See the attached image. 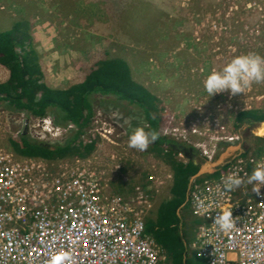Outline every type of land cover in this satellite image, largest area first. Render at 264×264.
<instances>
[{
    "label": "rangeland",
    "instance_id": "rangeland-1",
    "mask_svg": "<svg viewBox=\"0 0 264 264\" xmlns=\"http://www.w3.org/2000/svg\"><path fill=\"white\" fill-rule=\"evenodd\" d=\"M17 20L27 22L43 81L52 87H66L80 81L95 61L124 58L132 78L156 97L154 101L159 103L164 118L165 135L177 139L168 132L169 126L198 124L208 128V135L214 140L206 141L207 135L201 138L203 129H198L199 134L192 141L209 146L216 137L220 141L222 130L225 134L238 132L246 146L256 143L254 137L259 133L264 136V129L260 128L264 122L241 128V132L234 127L238 112L264 108V84H253L235 96L223 92L209 97L203 87L208 74L222 69L234 56L249 52L264 56V0H0V30L11 28ZM7 75L0 65V81ZM92 106L98 120L94 123L97 131L106 119L110 120L112 112L118 119L122 114L126 117L116 125L113 142L102 141L94 131L98 142L89 161L109 167L105 176L108 179L112 176L115 181L121 178L117 184L122 194L129 196L134 190L132 181L143 180L147 174L153 175L150 179L154 181L161 180L153 188L150 183L153 195L150 213L170 194L172 171L163 158L149 151L150 145L146 151L128 146L130 129L147 126L138 119L140 110L109 95H94ZM107 107L112 108L108 111ZM46 116L51 118L49 114ZM39 119L5 109L0 102V147L12 151L9 139L17 137L22 130L39 141L56 142L49 138V133L41 131L46 124H41ZM33 132H37L38 138ZM223 144L217 145L214 161L208 162L203 157L200 171L232 157L231 154L219 160L229 149L237 148L238 152L239 143ZM118 163L121 170L113 172ZM187 210L181 211V221H189L185 235L192 233L195 238L198 221ZM187 236L186 240H191ZM190 245L189 242L188 256H196L206 264Z\"/></svg>",
    "mask_w": 264,
    "mask_h": 264
},
{
    "label": "built area",
    "instance_id": "built-area-1",
    "mask_svg": "<svg viewBox=\"0 0 264 264\" xmlns=\"http://www.w3.org/2000/svg\"><path fill=\"white\" fill-rule=\"evenodd\" d=\"M258 165H264V156L254 160L248 154L226 165L217 178L193 183L187 203L198 224L190 243L206 264H264V187L259 195L252 185L222 187L225 176L246 178ZM152 176L125 201L104 195L101 173L85 159L63 161L50 171L0 152V264H52L56 257L62 264H160V247L143 234V215L152 207L150 183L152 188L162 183ZM224 210L235 220L229 232L213 223Z\"/></svg>",
    "mask_w": 264,
    "mask_h": 264
},
{
    "label": "trees",
    "instance_id": "trees-1",
    "mask_svg": "<svg viewBox=\"0 0 264 264\" xmlns=\"http://www.w3.org/2000/svg\"><path fill=\"white\" fill-rule=\"evenodd\" d=\"M27 22L17 20L9 29L0 30V65L7 72V78L0 81V102L4 108L21 111L28 116L50 115L56 125L74 124L63 142L47 143L31 138L28 131L22 130L17 137L10 138L12 152L18 156L40 157L46 160L62 158H86L90 156L98 141L90 139L85 143L79 138L85 133L94 118L92 97L94 95L113 96L118 101L134 105L140 110L141 122L159 133L158 140L151 144L149 151L165 160L172 171L170 196L162 200L147 215L145 229L166 251V264H204L196 256H188V243L185 228L189 221H181V211H188L186 192L192 177L219 176L232 159L222 164L209 166L200 171L203 158L187 157L186 152L193 148L186 142L165 135L162 131L163 114L155 96L136 82L124 58L109 57L92 63L83 78L66 87H52L43 81V71L38 62L36 50L30 44ZM20 50V51H18ZM112 107H107L110 111ZM121 122L126 117L122 114ZM124 122V121H123ZM264 122V108H251L240 111L234 118V127L252 128L255 123ZM135 125V122H134ZM141 126V125H139ZM264 129V124L260 125ZM130 131H132L130 129ZM255 142L264 143V137L255 136ZM220 145H225L220 143ZM247 153L249 148L244 141L239 143ZM262 150V148H260ZM238 152H229L222 160ZM185 156L186 161L179 157ZM218 160V161H219ZM121 178L118 180L120 181ZM142 186L145 181H139ZM114 190L122 194L116 183ZM124 195V194H123ZM188 239L194 238L191 233Z\"/></svg>",
    "mask_w": 264,
    "mask_h": 264
},
{
    "label": "bare ground",
    "instance_id": "bare-ground-1",
    "mask_svg": "<svg viewBox=\"0 0 264 264\" xmlns=\"http://www.w3.org/2000/svg\"><path fill=\"white\" fill-rule=\"evenodd\" d=\"M245 110V109H244ZM247 110V109H246ZM109 115H111L112 117H110V120L109 119H106L105 121H104V124H102V127H100V135H98L99 137H100V139L103 141V140H107V141H109V142H113V136H114V132L116 131V125L117 126H119L120 125V120L118 119V115L115 113V112H112V114H109ZM32 117V116H31ZM33 117H35V116H33ZM38 118H40L39 120H40V122H41V124H42V122H45V124L47 125V126H49V129H50V126L51 127H53L52 128V130L50 131V132H48V131H45L46 133H49L50 135V139H54V140H57L56 142H63L64 141V138L66 137V135L68 134V132L71 130V129H73V128H75V126H74V124H72V123H68V124H66V125H64V126H61V125H56V124H54L53 123V121H52V119L49 117V116H43V117H38ZM166 118L168 119V116H166ZM45 119V121H43ZM112 119H114V120H112ZM119 121H118V120ZM121 119V118H120ZM166 119V120H167ZM164 122V121H163ZM198 122V121H197ZM203 122H204V120H203ZM94 123H98V120H96L95 118H93V120H92V122L90 123V125H89V127H88V129H86V131H85V133H83V134H81L80 135V140L82 141V142H86V141H88V140H90V139H95V135H94V131H97V129H95L94 128ZM168 123H169V121H167V122H165V124H167V126H168ZM260 123V122H259ZM45 125V126H46ZM192 127H186L185 125H180V126H177V125H175V126H169L170 127V130L168 131L172 136H174V137H176L177 138V140L179 139V141H182V142H186V143H188V144H190L193 148H191L190 149V153H187V157H191V158H193L195 155L196 156H199V157H201V158H206L207 160H208V162L209 161H214V159L216 158L215 157V155L217 154L216 152H217V150H218V147H217V145H220V143H227V144H229V143H232V144H235V142L236 143H240L241 141H243V138H242V135L241 134H239L238 132H235V133H233V134H230V133H227V134H225L224 133V131L222 130L221 131V133H222V135L223 136H229V138H228V140H225V141H222V140H224V139H221L220 138V141H218L219 139L216 137L215 138V141L213 142V143H211V145L209 146L207 143H205V142H200V141H192V138H195V137H197L198 135L197 134H199V131H198V129H203V131H202V133H201V138H203L204 137V135H207V137H204L205 138V140L207 141L208 139H210V141H212V140H214L213 139V137H210L209 135H208V128H203V127H199L198 126V124H192L191 125ZM31 127H33V125H31ZM42 127V126H41ZM36 128H38V126L36 127ZM41 128H39L38 129V131L40 130ZM44 129V128H43ZM43 129H41V130H43ZM31 130H34L33 128H31ZM104 130H106V132H104ZM36 131V130H35ZM37 131V132H38ZM37 132H33V135H35L36 136V133ZM88 133V134H87ZM101 133H103L104 135H101ZM231 135H238V138L237 139H235V137H233V138H230L231 137ZM257 136H259V137H264L261 133H259V135H257ZM37 137V136H36ZM38 138V137H37ZM37 140V139H36ZM204 140V139H203ZM56 142H54V143H56ZM248 146V148H249V150H248V152L247 153H244V150H245V148L243 149L242 147H241V145L239 146L238 145V153L237 154H235V155H233L232 157H230V158H228L227 160H229V159H232L231 161H230V163H232L235 159H237L238 157L239 158H241L242 156H247L248 154H249V156L250 157H252L254 160L256 159V160H259V158L260 157H262V156H264V143H251V144H249V145H247ZM197 148V150H199V151H197L195 148ZM1 148V147H0ZM260 148H262V150H260ZM2 150H0V152H3L4 150L5 151H7V152H9V153H12V155L16 158V159H18V160H21V159H30L31 161H33V162H37V163H39V164H41L46 170H50V171H54L56 168H57V166L61 163V162H63V161H70V160H73V159H75V158H78V159H85V160H87L88 161V164L89 165H91V166H95V167H97V170H98V172L99 173H101V175H102V177H103V180H104V182H105V185H106V190H105V192H104V195H106V196H117V197H122L123 198V200H125V201H129V197H131V196H134V194H135V191H133V193H131L130 195L131 196H129L128 194H119L118 192H116L115 190H114V184H116L117 183V181L120 179V178H118L116 181H115V179L112 177V176H109V178L110 179H108L105 175H106V173H105V171H108V169H109V167H105V166H103V167H101V165L99 166L98 164L96 165V164H93V163H91L90 161H89V157L90 156H88V157H86V158H79V157H73V158H62V159H58V160H46V159H44V158H40V157H29V156H18V155H16V154H14L12 151H9V150H7V149H4V148H1ZM236 149V151H237V148H235ZM235 149H231V151L232 152H235ZM197 152V153H196ZM179 157L180 158H182L184 161H186V158H185V156H183L182 154H179ZM39 159H41L42 161H40ZM227 160H225L224 162H226ZM229 163V164H230ZM121 166H120V164L118 163L116 166H115V170L113 171V172H115V171H117L118 169H120L121 170ZM108 174H109V172H108ZM201 174H203L202 172H200V173H198L197 175H195L194 177H192L191 178V180H190V182H189V185H188V188H187V192H186V202L189 200V198L191 199V193H190V189H191V187H192V185H193V183L194 182H196V181H202V180H204V179H206V178H209V177H203V178H197V176H199V175H201ZM110 175V174H109ZM147 177H148V174H147ZM147 177L145 176V178H143V181H145V183L147 182L146 181V179H147ZM138 178V177H137ZM217 178V177H216ZM114 180V181H113ZM142 180V179H141ZM140 179H137V180H134V181H132L131 183H134V190H136V188L138 187V188H141L142 187V185L140 184V182L139 181H141ZM129 182V181H128ZM34 190H38L39 191V188H38V186L37 185H34L33 187H32ZM30 189V188H29ZM31 190V189H30ZM152 193V192H151ZM151 197H152V199H153V195H151ZM187 205H188V207H189V209L192 211V209H191V207H190V205L187 203ZM134 211L133 210H131L130 209V213H133ZM148 213H149V210L148 211H146L145 213H144V215H143V227H144V232H143V234L144 235H147L148 237H150V238H152L153 240H154V242L160 247V249H161V253H162V255L164 256V258H163V260L161 261V263L160 264H166V251H165V249L161 246V245H159L156 241H155V239L150 235V234H148L147 232H146V229H145V220H146V217H147V215H148ZM193 213V212H192ZM195 216V215H194ZM196 217V216H195ZM25 239H27V241H28V243L29 244H33L34 243V239H31V237L30 236H28V237H25ZM194 239H196V236H195V238ZM21 244V243H20ZM20 244H18L19 246H21ZM189 248H191V249H193V250H195L194 248H193V246H192V244L189 246ZM34 264H36V263H34Z\"/></svg>",
    "mask_w": 264,
    "mask_h": 264
},
{
    "label": "clouds",
    "instance_id": "clouds-1",
    "mask_svg": "<svg viewBox=\"0 0 264 264\" xmlns=\"http://www.w3.org/2000/svg\"><path fill=\"white\" fill-rule=\"evenodd\" d=\"M253 84H264V56L249 52L234 56L222 69L210 72L203 82V87L209 97L223 92L235 96ZM158 138L157 131L147 126H136L129 133L128 146L146 151ZM243 185H252L253 193L259 195L260 189L264 187V165L255 167L246 178L233 173L222 179L224 191H233ZM213 223L221 232L231 231L235 227L232 211H222L213 218ZM52 264H62L61 258H53Z\"/></svg>",
    "mask_w": 264,
    "mask_h": 264
},
{
    "label": "crops",
    "instance_id": "crops-1",
    "mask_svg": "<svg viewBox=\"0 0 264 264\" xmlns=\"http://www.w3.org/2000/svg\"><path fill=\"white\" fill-rule=\"evenodd\" d=\"M223 157V156H222ZM128 186H129V184H128ZM170 196V194L167 196V198ZM189 242H191L192 241V239L191 240H188Z\"/></svg>",
    "mask_w": 264,
    "mask_h": 264
},
{
    "label": "water",
    "instance_id": "water-1",
    "mask_svg": "<svg viewBox=\"0 0 264 264\" xmlns=\"http://www.w3.org/2000/svg\"><path fill=\"white\" fill-rule=\"evenodd\" d=\"M221 158H222V156L219 159H221Z\"/></svg>",
    "mask_w": 264,
    "mask_h": 264
},
{
    "label": "flooded vegetation",
    "instance_id": "flooded-vegetation-1",
    "mask_svg": "<svg viewBox=\"0 0 264 264\" xmlns=\"http://www.w3.org/2000/svg\"><path fill=\"white\" fill-rule=\"evenodd\" d=\"M186 153H190V152H186Z\"/></svg>",
    "mask_w": 264,
    "mask_h": 264
}]
</instances>
